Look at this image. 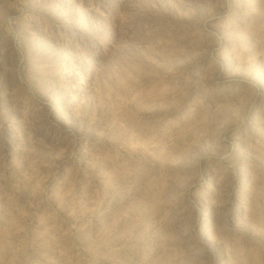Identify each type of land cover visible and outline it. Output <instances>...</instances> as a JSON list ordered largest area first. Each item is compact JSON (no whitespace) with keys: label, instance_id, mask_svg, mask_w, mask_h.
<instances>
[{"label":"rangeland","instance_id":"1","mask_svg":"<svg viewBox=\"0 0 264 264\" xmlns=\"http://www.w3.org/2000/svg\"><path fill=\"white\" fill-rule=\"evenodd\" d=\"M0 264H264V0H0Z\"/></svg>","mask_w":264,"mask_h":264}]
</instances>
